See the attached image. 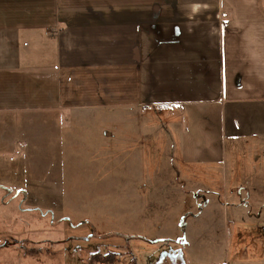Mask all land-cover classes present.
<instances>
[{
	"label": "crops",
	"instance_id": "0c3cea01",
	"mask_svg": "<svg viewBox=\"0 0 264 264\" xmlns=\"http://www.w3.org/2000/svg\"><path fill=\"white\" fill-rule=\"evenodd\" d=\"M224 137L264 144V0H0L1 170L106 199L117 156L123 200L146 199L148 168L151 199L180 181L234 201L239 171L211 154Z\"/></svg>",
	"mask_w": 264,
	"mask_h": 264
},
{
	"label": "rangeland",
	"instance_id": "374dc122",
	"mask_svg": "<svg viewBox=\"0 0 264 264\" xmlns=\"http://www.w3.org/2000/svg\"><path fill=\"white\" fill-rule=\"evenodd\" d=\"M253 144L224 137L211 153L229 174L238 170L236 180L245 183H226L228 193L240 191L234 201H206L180 181L175 184L185 193L180 199L169 194L151 199L148 194L159 190L148 168L146 199L123 200L124 161L117 156L114 182L103 190L113 197L106 199H59L73 193H57L59 185L43 169H28V176L0 169V264H264V182L247 184L262 179L256 174L264 166V144ZM64 176L73 182L72 169L65 168ZM167 185L163 178V193ZM205 185L198 179L193 187ZM82 187L86 195L90 186ZM230 204L239 207L234 214Z\"/></svg>",
	"mask_w": 264,
	"mask_h": 264
}]
</instances>
